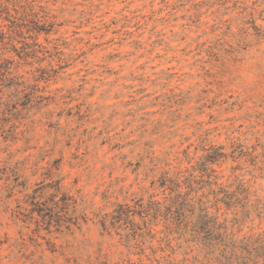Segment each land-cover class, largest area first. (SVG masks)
<instances>
[{"label":"rangeland","instance_id":"obj_1","mask_svg":"<svg viewBox=\"0 0 264 264\" xmlns=\"http://www.w3.org/2000/svg\"><path fill=\"white\" fill-rule=\"evenodd\" d=\"M0 264H264V0H0Z\"/></svg>","mask_w":264,"mask_h":264},{"label":"trees","instance_id":"obj_2","mask_svg":"<svg viewBox=\"0 0 264 264\" xmlns=\"http://www.w3.org/2000/svg\"><path fill=\"white\" fill-rule=\"evenodd\" d=\"M168 188L172 193L170 201H172L174 204V212L179 216L180 219L179 228L186 227L187 224H181L186 218L183 208L184 196L181 194V187L180 185L171 181ZM198 204L199 223L198 226L192 230L194 238L199 240L203 246L214 247L220 245L223 249L222 251L225 250V252H227L229 245L233 247V233L227 231L226 228L219 225L218 221L216 220L217 217L209 213L208 207L203 203L202 200H199ZM220 229H223V231L219 232Z\"/></svg>","mask_w":264,"mask_h":264}]
</instances>
